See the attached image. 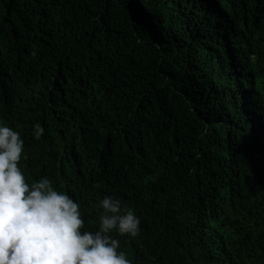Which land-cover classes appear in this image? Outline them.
I'll return each instance as SVG.
<instances>
[{
    "label": "trees",
    "instance_id": "trees-1",
    "mask_svg": "<svg viewBox=\"0 0 264 264\" xmlns=\"http://www.w3.org/2000/svg\"><path fill=\"white\" fill-rule=\"evenodd\" d=\"M0 123L131 264H264V0H0Z\"/></svg>",
    "mask_w": 264,
    "mask_h": 264
},
{
    "label": "clouds",
    "instance_id": "clouds-1",
    "mask_svg": "<svg viewBox=\"0 0 264 264\" xmlns=\"http://www.w3.org/2000/svg\"><path fill=\"white\" fill-rule=\"evenodd\" d=\"M35 139L44 128L33 125ZM24 141L0 123V264H131L110 235L136 237L140 219L119 198L105 197L99 228L82 231L80 205L45 177L29 186L18 163Z\"/></svg>",
    "mask_w": 264,
    "mask_h": 264
}]
</instances>
